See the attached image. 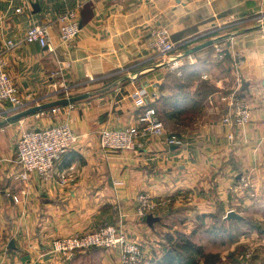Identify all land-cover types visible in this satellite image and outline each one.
I'll list each match as a JSON object with an SVG mask.
<instances>
[{"label":"crops","instance_id":"1","mask_svg":"<svg viewBox=\"0 0 264 264\" xmlns=\"http://www.w3.org/2000/svg\"><path fill=\"white\" fill-rule=\"evenodd\" d=\"M10 1L13 7L8 10ZM25 1L0 0V47L7 38L21 36L32 18L46 22L63 10L62 0H31V7ZM24 3V11L16 12L15 7ZM262 12L264 0H87L80 10L82 33L74 45L62 42L55 23L49 45L25 42L8 51L7 70L27 103L15 109L9 101L0 102V264H40L39 252L54 236L117 223L120 218L129 236L140 239L146 257L153 259L163 256L168 245L164 234L193 230L197 238L212 234L213 216L219 210L232 233L240 219L226 216L231 209L264 227ZM254 20L258 23L251 24ZM154 26L168 27L178 42L193 37L192 41L170 56L160 55L149 45ZM234 26L237 29L231 30ZM237 30L221 39L229 52L224 61L218 59L213 43L168 61L214 36ZM237 51L244 55L239 69L233 64ZM59 65L65 79L78 88L77 94H92L57 110L50 107L45 113L10 119L34 105L35 99L41 103L58 99L49 95L54 88L51 72ZM172 74L193 75L191 92L202 79L214 87L185 122H166L170 132L182 136V144L154 136L138 150H104L100 129L136 122L145 106L159 104L171 92ZM235 90L252 110L244 127L223 122ZM65 120L78 140L58 159L52 174L17 177L20 167L14 158L22 131ZM71 165L72 175L61 182V173ZM243 177L249 178L250 187L243 186ZM140 191L164 198L167 205L154 213L152 224L148 215L136 214ZM249 241L256 245L254 264H264V232L258 230L214 248L221 247L225 259L224 254ZM67 264L123 263L118 248H93L77 252ZM199 264L206 263L201 259Z\"/></svg>","mask_w":264,"mask_h":264},{"label":"built area","instance_id":"2","mask_svg":"<svg viewBox=\"0 0 264 264\" xmlns=\"http://www.w3.org/2000/svg\"><path fill=\"white\" fill-rule=\"evenodd\" d=\"M85 1L87 0H76L75 3H72L71 0H62L63 10L56 17L50 18L46 22L32 18L21 36L18 38L9 37L5 40L4 46L0 47V102L9 101L15 109L22 108L27 103L15 79L7 70L5 58L7 52L25 42L37 43L40 46L49 45L52 26L55 23L59 27L62 42L74 45L82 33L80 10ZM25 2L31 7V0ZM8 6L9 10L13 7V2L10 1ZM24 7L25 3L18 5L15 7V11L21 13L24 11ZM192 38L178 42L171 37L168 27L154 26L150 29L149 45L158 54L170 56L182 47V44L192 41ZM214 44L218 50V59L224 61L229 53L227 47L218 41ZM243 58L240 53L234 55L233 64L236 69H239ZM51 75L54 78V88L49 96L61 98L77 94L76 85L65 79L62 65L54 69ZM91 80L95 81L93 77L90 78ZM230 96L231 110L224 116L223 122L244 127L251 120V106L239 96L236 90L232 91ZM34 101L35 104L41 103L38 99ZM53 107L54 110L60 108L59 105ZM37 113H45V109ZM99 135L100 144L106 151L138 150L144 147L147 139L154 136L160 137L168 144H182V136L167 129L165 122L153 106H145L136 117V122L123 127L104 126L100 129ZM229 136L233 137V134H229ZM77 140L78 134L68 120L24 129L16 144L14 161L20 167L16 176L28 178L31 173L35 172L42 177H48L54 171L58 159ZM74 168V165H71L69 169L63 171L60 181H67ZM242 179L244 187L252 185L248 177ZM163 204H165L164 199L155 198L147 191H140L136 196L135 211L138 216L146 217L149 213H159ZM91 247L118 248L119 258L123 264H150V258L146 257L142 242L136 237L129 236L123 226L122 218L117 223H105L94 229L54 236L50 240L49 247L39 252V263L67 264L77 252ZM253 253V250L249 249L247 256L250 258Z\"/></svg>","mask_w":264,"mask_h":264},{"label":"trees","instance_id":"3","mask_svg":"<svg viewBox=\"0 0 264 264\" xmlns=\"http://www.w3.org/2000/svg\"><path fill=\"white\" fill-rule=\"evenodd\" d=\"M228 56L225 58V60ZM171 80L168 81L171 92L168 95H163L159 104L156 103L155 108L160 118L165 122L174 120L176 122H185L189 114L197 112L201 108L203 100L210 95L214 87L205 79H202L196 91L191 92V84L194 79L193 75H176L172 74ZM161 103V104H160ZM179 135V133H176ZM217 214L212 221V234L199 235L198 238L193 236L192 233L184 231H176L175 234L168 233L163 236L167 239L168 245L165 247L163 256L159 258H150V264H199L201 259L206 264H225L226 260L236 262L238 264H254L255 257L251 261L241 260L236 256L235 251L228 253V259L222 258L220 244H226L238 238L239 234H248L252 230L264 232L262 224L255 219L238 218L235 223V231L227 228L221 214ZM209 226V227H211ZM228 229V232H227ZM211 230V229H210ZM166 235V236H165ZM201 239V240H200ZM171 247V250L169 248ZM98 248L106 249L104 247H91L87 250ZM237 257V258H236Z\"/></svg>","mask_w":264,"mask_h":264},{"label":"water","instance_id":"4","mask_svg":"<svg viewBox=\"0 0 264 264\" xmlns=\"http://www.w3.org/2000/svg\"><path fill=\"white\" fill-rule=\"evenodd\" d=\"M38 4L39 3L35 2L34 6L37 7ZM241 30H244V29H241ZM239 31L240 30L231 31V32H228V33H225V34H220V35L214 36V37H212V38H210V39H208V40H206L204 42H201V43H199L197 45H194V46L188 48L187 50H185V51H183L181 53H178L177 55H174V56L170 57L168 59V61H173V60L178 59V58H180L182 56L190 54V53H192V52H194V51H196V50H198V49H200L202 47L210 45V44H212V43H214L216 41H219V40L227 38V37H231V36L235 35L236 33H238ZM91 94H92V92L86 91V92L75 94V95H72V96H69V97H61V98L54 99V100H51V101L34 104V105H31V106H29V107H27L25 109H22L19 112L15 113L14 115H12V117H10V119H15V118H18V117L27 116L29 114H33L35 112L41 111V110L46 109V108L53 107L55 105H61V104H65V103L75 102L77 100L86 98V97L90 96ZM226 216L228 218H240V217H242V215L239 214L234 209L229 210ZM155 218H157V217L154 216L153 213H149L148 216H147V220H148V222L150 224L153 223Z\"/></svg>","mask_w":264,"mask_h":264},{"label":"rangeland","instance_id":"5","mask_svg":"<svg viewBox=\"0 0 264 264\" xmlns=\"http://www.w3.org/2000/svg\"><path fill=\"white\" fill-rule=\"evenodd\" d=\"M263 14V18L261 19V21H264V12H262L261 13V15ZM258 23V21L257 20H254V21H251V24H252V22L253 23H256V22ZM233 29H237V26H234V27H232L231 28V30H233ZM222 40H220V41H218V42H221ZM223 42H225L224 40H223ZM215 43V42H214ZM213 43V44H214ZM237 53H240V54H242L243 55V53L241 52V51H237ZM244 56V55H243ZM158 199H164V198H158ZM166 207H167V205H166V203L165 204H163V206L162 207H160V211H163V209H166ZM128 232V231H127ZM129 234V233H128ZM130 235V234H129ZM140 240V239H139ZM201 240V239H200ZM255 247H256V245L254 244V243H252L251 241H249L248 243H245V244H243L242 246H239L238 247V250H236V256L239 258V259H243V260H245V261H248V260H250L251 261V258L255 255L254 253V250H255ZM249 249H252L253 250V255H252V257H248L247 256V253L249 252ZM224 256L228 259V254H224ZM236 257V258H237ZM222 258H223V255H222ZM224 259V258H223Z\"/></svg>","mask_w":264,"mask_h":264}]
</instances>
